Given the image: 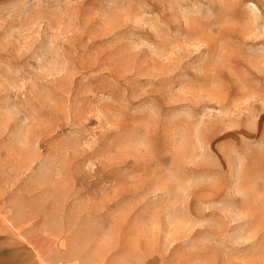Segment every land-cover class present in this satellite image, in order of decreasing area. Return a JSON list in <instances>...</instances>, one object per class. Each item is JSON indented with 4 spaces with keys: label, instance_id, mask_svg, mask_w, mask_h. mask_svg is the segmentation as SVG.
Instances as JSON below:
<instances>
[{
    "label": "rangeland",
    "instance_id": "obj_1",
    "mask_svg": "<svg viewBox=\"0 0 264 264\" xmlns=\"http://www.w3.org/2000/svg\"><path fill=\"white\" fill-rule=\"evenodd\" d=\"M0 213L43 264H264V0H0Z\"/></svg>",
    "mask_w": 264,
    "mask_h": 264
},
{
    "label": "crops",
    "instance_id": "obj_2",
    "mask_svg": "<svg viewBox=\"0 0 264 264\" xmlns=\"http://www.w3.org/2000/svg\"><path fill=\"white\" fill-rule=\"evenodd\" d=\"M0 264H43L35 250L12 232L1 213Z\"/></svg>",
    "mask_w": 264,
    "mask_h": 264
}]
</instances>
